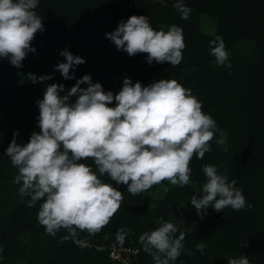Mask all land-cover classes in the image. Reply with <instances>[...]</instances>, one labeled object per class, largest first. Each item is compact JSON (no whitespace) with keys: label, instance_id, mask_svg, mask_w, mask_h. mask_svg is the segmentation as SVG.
Here are the masks:
<instances>
[{"label":"trees","instance_id":"1","mask_svg":"<svg viewBox=\"0 0 264 264\" xmlns=\"http://www.w3.org/2000/svg\"><path fill=\"white\" fill-rule=\"evenodd\" d=\"M175 2L39 0L35 11L42 17L44 31L31 42L36 52L27 54L21 68L0 60V264H122L110 256L112 242L139 250L132 264H154L139 237L159 227V218L176 225L177 237L185 234L184 250L171 264H228L229 258L245 255L250 264H264V0H183L191 9L186 19L173 7ZM133 15L146 16L157 31H167L172 25L182 28L186 48L179 66L148 64L147 54L130 57L106 38V33ZM207 19L213 22L211 30ZM217 37L228 53L224 66L217 65L210 54V41ZM65 49L86 61L70 70L74 79L65 80L55 71L58 63L65 62L59 54ZM29 73L52 79L34 84ZM85 74L114 94L124 78L143 86L175 79L192 90L202 111L226 133L225 143H217L222 138L217 132L209 142L211 151L203 159L193 156L191 182L183 188L165 181L133 196L126 185L101 177L123 193L122 206L110 222L96 234L78 231L71 237L61 229L53 236L37 220L43 201L30 208V197L20 196L21 185L13 183L17 169L5 150L15 131L19 144L28 142L33 131H40L36 101L43 99L47 85L63 84L61 95H65ZM70 100L74 103L76 97ZM81 162L94 168L91 159ZM205 164L217 166L229 181L235 179L252 207L226 208L220 213L209 207L201 219L190 198L205 183ZM164 186L170 191L165 193ZM121 230L123 241L117 238ZM201 242L205 244L203 254L196 250ZM189 250L192 256L186 254Z\"/></svg>","mask_w":264,"mask_h":264},{"label":"clouds","instance_id":"2","mask_svg":"<svg viewBox=\"0 0 264 264\" xmlns=\"http://www.w3.org/2000/svg\"><path fill=\"white\" fill-rule=\"evenodd\" d=\"M38 4L39 0H0V60L7 59L13 67L21 68L27 54L36 52L31 42L44 31L42 17L35 11ZM173 7L182 19L191 11L183 0H176ZM105 36L130 57L147 54L148 64L170 62L177 67L186 48L182 28L172 25L167 31H157L143 15L130 16ZM209 46L217 65L224 66L228 53L223 40L217 37ZM59 54L65 62L58 63L55 71L65 80L74 79L70 70L86 61L67 49ZM28 78L35 84L52 76L29 73ZM82 84L87 87L81 88ZM62 92L63 84L46 86L43 99L36 101L40 131H33L23 144L17 143L19 132L15 131L5 150L17 169L13 183L21 185V197H30L27 206L43 201L37 220L49 235L55 236L61 229L71 237L78 231L96 234L110 222L122 206L123 193L101 177L126 185L133 196L165 181L183 188L191 182L189 165L193 156L203 159L211 151L209 142L217 132L222 137L217 143H225L226 133L202 111L203 105L192 90L175 79L143 86L124 78L121 89L114 94L85 74L65 95ZM73 96L74 103L70 100ZM113 103L115 106L109 107ZM88 159L94 168L81 162ZM202 171L205 183L190 198L201 219L209 207L217 213L226 208L240 211L252 207L236 187L237 181H229L217 166L205 164ZM163 191L167 193L170 188L164 186ZM157 223L159 227L143 233L139 240L154 264H171L184 250L185 234L177 237L176 225L163 218ZM117 238L123 241L122 230ZM204 248L203 242L196 245L201 254ZM186 254L192 256L193 252ZM228 264L250 261L245 255L229 258Z\"/></svg>","mask_w":264,"mask_h":264},{"label":"built area","instance_id":"3","mask_svg":"<svg viewBox=\"0 0 264 264\" xmlns=\"http://www.w3.org/2000/svg\"><path fill=\"white\" fill-rule=\"evenodd\" d=\"M110 256L114 261H119L122 264H132V258L138 254L139 250L133 247H121L115 242L110 244Z\"/></svg>","mask_w":264,"mask_h":264},{"label":"rangeland","instance_id":"4","mask_svg":"<svg viewBox=\"0 0 264 264\" xmlns=\"http://www.w3.org/2000/svg\"><path fill=\"white\" fill-rule=\"evenodd\" d=\"M205 22H206L205 24H207V26H209V30H211L212 29L211 26H212L213 22L210 19H207ZM120 81H121V79H118L117 80V83L116 84H117L118 87H119V82ZM181 223H182V221H181ZM183 224H184V220H183Z\"/></svg>","mask_w":264,"mask_h":264}]
</instances>
